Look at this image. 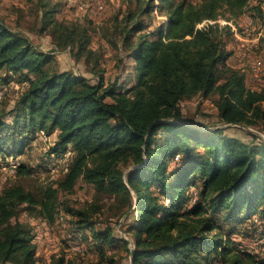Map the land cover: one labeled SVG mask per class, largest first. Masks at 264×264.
I'll use <instances>...</instances> for the list:
<instances>
[{"label": "trees", "instance_id": "obj_1", "mask_svg": "<svg viewBox=\"0 0 264 264\" xmlns=\"http://www.w3.org/2000/svg\"><path fill=\"white\" fill-rule=\"evenodd\" d=\"M40 1V6L48 3ZM134 1L135 9L128 8L113 32L134 59L135 80L124 88L117 77L105 84L101 73L90 81L72 70L53 68L50 52L0 19V71L27 84L17 100L21 114L34 132L57 131L51 154H70L57 186H46L40 196L19 184L0 190V264H80L65 262L62 256L37 261L30 228L10 220L25 204L51 222L58 192L71 190L79 177L97 193L122 199L133 234L134 247L127 248L130 264H210L212 253L224 264H258L254 255L220 237L212 216L221 213L225 221L256 214L264 218V141L226 136L222 128L200 138L196 126L177 121L183 100L215 93L224 123L264 122V84L247 87L243 72L227 64V42L234 33L230 24L218 21L224 17L234 23L249 0ZM156 8L166 21L146 30L141 15ZM254 9L264 30V12L259 6ZM55 11V5L47 8L43 19L55 47L89 58L94 50L88 27L58 20ZM10 128L3 130L9 133ZM4 139L0 136V151ZM123 166L129 169L124 172ZM15 171L29 174L22 164ZM71 210L81 216L79 228L91 226L85 210ZM94 237L104 243L114 239L109 228L94 232ZM114 262L110 257L109 264Z\"/></svg>", "mask_w": 264, "mask_h": 264}, {"label": "rangeland", "instance_id": "obj_2", "mask_svg": "<svg viewBox=\"0 0 264 264\" xmlns=\"http://www.w3.org/2000/svg\"><path fill=\"white\" fill-rule=\"evenodd\" d=\"M47 1V4L40 6V0H0V19L12 30L25 35L39 49L50 52L53 56V68L72 70L90 81H96L101 73L105 84L117 77L123 88L133 84L134 59L121 49L122 43L118 36L114 39L113 32L115 26H120L118 22L128 8L135 9L134 0ZM190 1L198 3L201 0ZM154 2L158 3L157 0ZM54 5V18L88 27L90 48L95 52L89 58H77L69 48L55 47L50 36V25L43 26L44 10ZM254 6H259L264 12V0H249L244 13L235 18L234 23L229 21L237 36L233 34L228 39L227 48L231 55L227 64L243 72L247 87L258 89L264 84V30ZM141 18L147 24L146 30L166 21L163 11L158 8L149 15H141ZM218 21L223 22L226 19L220 17ZM112 40L117 42L116 46ZM118 56L123 58L122 61H118ZM256 63L259 68L255 71L253 65ZM26 86L25 82H19L8 71H0V118L3 123L0 136L6 141L3 151H0V190L19 184L38 197L41 195L40 190L46 186H57L61 174L66 170L69 151L59 156L51 154L57 131L46 135L41 131L34 132L29 127L26 117L21 114L17 105L18 97ZM217 97V94L211 93L207 97L195 95L191 99L183 100L180 104L182 117L177 121L196 126L202 132L200 138H205L208 130L222 128L226 136L238 137L246 142L264 141V122L251 126L224 123L216 108ZM15 115H18L16 121ZM6 126L11 127L9 133L15 132V136L3 130ZM20 127L26 131L25 136L24 133L16 134V128ZM162 132L163 130L158 135H162ZM197 150L202 151L201 147H197ZM20 164L29 169V174L16 173V166ZM128 169L123 166L124 172ZM57 197L54 219L51 222L25 204H20L10 219L11 222H23L30 228L34 244L33 256L37 261L49 262L62 256L69 263L101 261V264H109L112 257L116 261L114 264H130L127 248L132 250L134 247L133 234L129 231L131 219L124 213L126 207L123 206L121 198L116 199L110 193H97L93 184L81 177L71 190L59 191ZM70 208L85 210L91 226L79 228L76 222L81 216ZM212 217L219 227L217 230L221 238L229 239L232 246L251 253L258 264H264L263 217L256 214L253 219L225 221L218 212ZM107 228L112 229L113 241H97L94 232ZM215 255L212 253L210 264H224Z\"/></svg>", "mask_w": 264, "mask_h": 264}, {"label": "built area", "instance_id": "obj_3", "mask_svg": "<svg viewBox=\"0 0 264 264\" xmlns=\"http://www.w3.org/2000/svg\"><path fill=\"white\" fill-rule=\"evenodd\" d=\"M210 22H211V21H210ZM220 23H222V24H224V23H228V24H230V26H231V28H232V30H233L234 35L237 36L236 30H235L234 26H233L230 22H228V21H223V22H220ZM201 25H202V24H201ZM201 25L199 24V26H201ZM258 68H259V64H258V63H256V64L253 65V69H254L255 71H256ZM0 93L2 94V90L0 91ZM66 155H67V153H66ZM177 158H178V156H175V159H177Z\"/></svg>", "mask_w": 264, "mask_h": 264}]
</instances>
